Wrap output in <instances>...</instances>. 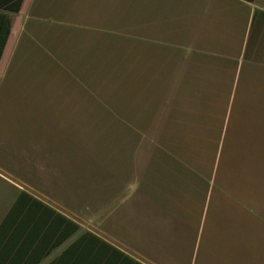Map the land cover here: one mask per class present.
Listing matches in <instances>:
<instances>
[{
    "label": "rangeland",
    "instance_id": "374dc122",
    "mask_svg": "<svg viewBox=\"0 0 264 264\" xmlns=\"http://www.w3.org/2000/svg\"><path fill=\"white\" fill-rule=\"evenodd\" d=\"M181 11L164 0H36L24 17L30 30L53 28L41 36L54 56L40 61L31 54L25 69L38 63L51 89L73 96V109H82L72 115L74 130L96 148L98 141L111 149L118 145L122 131L113 123L123 112L146 125L136 131L137 158L144 168L154 163L161 187L173 167L164 163V144L174 145L205 177L173 169L171 176L182 181L168 185L164 198L174 214L196 224L194 233H202L199 264H264V30L258 31L252 13L232 34L225 29L219 35L238 45L235 58L194 59L187 51L179 56L195 32L191 11ZM82 21L114 31L84 34L76 27ZM74 76L84 77L96 93H84ZM238 82L217 171L209 133L231 95L232 103ZM97 102L101 107L92 106Z\"/></svg>",
    "mask_w": 264,
    "mask_h": 264
},
{
    "label": "crops",
    "instance_id": "0c3cea01",
    "mask_svg": "<svg viewBox=\"0 0 264 264\" xmlns=\"http://www.w3.org/2000/svg\"><path fill=\"white\" fill-rule=\"evenodd\" d=\"M35 1L24 0L21 10L11 16V32L0 60V224L19 195L27 192L80 224L76 233L38 264H50L87 230L123 254L105 251L97 238L86 239L95 244H80L73 255L84 264H199L202 233H194L196 224L174 214L173 207L164 202L167 181L164 178V187L159 178L155 181L154 163L144 168L137 158L136 131L147 129L146 125L122 117L120 112L113 123L122 131L118 145L111 149L98 141L100 148H96L74 130L72 115L82 109H73V96L51 89L49 74L43 73L38 63L26 71L25 62L31 54L40 61L41 56L49 60L54 56L51 42L41 36L52 33L53 28L34 26L30 30L24 17ZM164 3L176 4L178 13L191 11L194 19L191 47L186 45L189 42L183 43L179 56L187 51L194 59L235 58L238 45L219 35L225 29L232 34L252 13L258 31L264 30V0ZM81 23L76 27L84 34L114 31L93 21ZM71 80L79 88L85 86L84 93H96L84 77ZM92 106L101 107L99 102ZM28 204L35 203L28 201L18 219L41 218L42 209L32 205L37 211H30ZM56 234L54 227L50 241Z\"/></svg>",
    "mask_w": 264,
    "mask_h": 264
},
{
    "label": "trees",
    "instance_id": "16d2710c",
    "mask_svg": "<svg viewBox=\"0 0 264 264\" xmlns=\"http://www.w3.org/2000/svg\"><path fill=\"white\" fill-rule=\"evenodd\" d=\"M23 1L24 0H0V60L11 32V16L21 10ZM246 1L253 2L255 0ZM239 83L240 82L237 84L232 103H229L231 95L229 100H227L223 112L214 116L217 123L213 124L212 129L210 128L209 139L211 141V147L214 150L213 158L214 161L218 159L217 171L220 169L224 160L225 147L229 139L234 113L237 107L236 103L239 98V90L241 87ZM227 115L228 120L226 123L225 120L227 119ZM220 120L221 122H219ZM170 145L171 144H164V163L167 162L168 165L171 164L173 166L171 167L170 172H167L168 176L164 173V178L168 183L167 185L174 186L177 180L180 179V181H182L181 177L178 175L177 180L174 179L175 176H171V171L173 169L183 172L184 175L193 174L198 177L200 176L199 178L205 179V177L194 168L190 161L183 156V153L179 152L177 148H174V145ZM165 168L168 169V166L164 164V169ZM28 201L35 203L26 206L30 211H37L32 208V205H38L37 207H40L39 210L42 209L41 218L35 220H29L27 218L18 219L19 211L22 210L23 206L26 205ZM53 216L55 217L54 219ZM54 227L57 234L55 235L54 240L50 241L52 237V229ZM79 229L80 224L75 220L63 215L59 211L33 197L31 194L22 192L0 224V264H38L55 247L60 245ZM90 238L99 239L94 232L89 230L85 231L76 242H74L50 264H84L79 256L74 257L73 255L78 251L80 244H95V242L86 240ZM98 241L103 244V249L105 251L113 249L123 254L119 249L112 246L107 241L102 239H99Z\"/></svg>",
    "mask_w": 264,
    "mask_h": 264
}]
</instances>
